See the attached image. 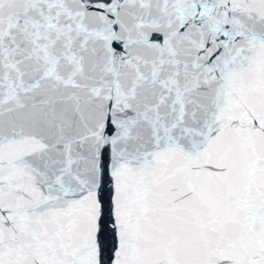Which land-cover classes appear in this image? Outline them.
<instances>
[{
  "label": "snow or ice",
  "instance_id": "6c2138e0",
  "mask_svg": "<svg viewBox=\"0 0 264 264\" xmlns=\"http://www.w3.org/2000/svg\"><path fill=\"white\" fill-rule=\"evenodd\" d=\"M0 264H264V0H0Z\"/></svg>",
  "mask_w": 264,
  "mask_h": 264
}]
</instances>
